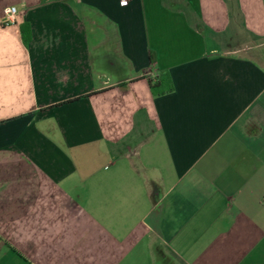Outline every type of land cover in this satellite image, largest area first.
<instances>
[{"label": "crops", "instance_id": "obj_1", "mask_svg": "<svg viewBox=\"0 0 264 264\" xmlns=\"http://www.w3.org/2000/svg\"><path fill=\"white\" fill-rule=\"evenodd\" d=\"M0 264H264V0H0Z\"/></svg>", "mask_w": 264, "mask_h": 264}, {"label": "built area", "instance_id": "obj_2", "mask_svg": "<svg viewBox=\"0 0 264 264\" xmlns=\"http://www.w3.org/2000/svg\"><path fill=\"white\" fill-rule=\"evenodd\" d=\"M127 0H121V2H126ZM3 13L5 16V23L6 24H11V23H15L17 20V14H18V10L17 7L15 5H8L6 7H4L3 9Z\"/></svg>", "mask_w": 264, "mask_h": 264}, {"label": "trees", "instance_id": "obj_3", "mask_svg": "<svg viewBox=\"0 0 264 264\" xmlns=\"http://www.w3.org/2000/svg\"><path fill=\"white\" fill-rule=\"evenodd\" d=\"M152 88H153V86H152Z\"/></svg>", "mask_w": 264, "mask_h": 264}]
</instances>
